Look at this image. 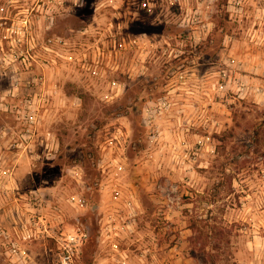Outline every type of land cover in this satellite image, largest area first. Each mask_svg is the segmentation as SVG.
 I'll list each match as a JSON object with an SVG mask.
<instances>
[{
	"label": "rangeland",
	"instance_id": "374dc122",
	"mask_svg": "<svg viewBox=\"0 0 264 264\" xmlns=\"http://www.w3.org/2000/svg\"><path fill=\"white\" fill-rule=\"evenodd\" d=\"M148 1L0 0V264L10 186L89 228L79 264H264V0ZM24 245L51 264L48 237Z\"/></svg>",
	"mask_w": 264,
	"mask_h": 264
},
{
	"label": "built area",
	"instance_id": "2783aa9c",
	"mask_svg": "<svg viewBox=\"0 0 264 264\" xmlns=\"http://www.w3.org/2000/svg\"><path fill=\"white\" fill-rule=\"evenodd\" d=\"M143 5L150 6V3L148 1V3L146 2ZM150 10V8L147 9L148 12H150ZM224 63L228 68L232 66L238 67V63L229 57ZM223 75L225 76L226 72L223 71ZM27 108L29 109V112L28 110L27 112L23 111L24 114H21L19 117L23 122L24 129H21L18 141L13 145L18 151L22 150L21 152L16 153V155L23 154L29 146H32L31 142L34 138L33 134L37 129L36 111L30 110L31 106H27ZM1 150L2 147L0 146V153ZM1 154L0 159L2 156ZM3 170L4 168H1L0 175L5 174V177L10 180L13 174L12 169L6 168L4 171ZM9 188L12 194L16 193L15 195H12L13 202L15 203L14 208L16 216L13 220V237L16 235V239L14 238V242L11 241L6 252L11 262L15 264H25L28 260H31L29 252L24 248V241L31 239L37 240L40 237H48L55 246V250L53 251L54 258L52 259L51 264H79L81 249L90 237L89 228L83 223L77 221L74 225H71L70 228L65 230L61 229V222L58 223L55 218L57 215L51 216L49 222L47 221L48 224L43 221L44 219L40 216L41 214H36L37 211L40 210L39 207L42 205V202L44 203L45 201L44 193L38 191V189H32L25 193H20L17 188L13 186H10ZM71 199L74 200V206L80 208L85 206L83 198L79 196L76 198V196H74ZM30 218L33 220L32 224L29 222ZM5 231L6 228L4 227V224L0 223V236L7 235L5 234Z\"/></svg>",
	"mask_w": 264,
	"mask_h": 264
},
{
	"label": "flooded vegetation",
	"instance_id": "af4514ba",
	"mask_svg": "<svg viewBox=\"0 0 264 264\" xmlns=\"http://www.w3.org/2000/svg\"><path fill=\"white\" fill-rule=\"evenodd\" d=\"M134 43H136V42H134ZM64 44H68V43L64 42ZM136 44H138V43H136ZM53 62H54V61H53ZM133 69H134V68H132V70H133ZM3 75L5 76L6 73L3 72ZM163 75H164V77H166V73H163ZM0 76H2V73L0 74ZM134 77H135V76L133 75L132 78H131V80L134 79ZM208 77H209V74H208ZM164 79H165V78H164ZM1 80H4V78L1 77V78H0V81H1ZM166 88H167V87L164 86L165 91H166ZM16 89H17V88H16ZM6 91H7V90H6L5 88H4L2 91H0V93H3L2 98L0 97V98H1V100H0V106L3 105V101H4V99H5V95H6L5 93H6ZM165 91H164V92H165ZM164 98H165V96H164ZM148 103H149V102H148ZM159 104H160V103H159ZM2 154H4V151H2ZM6 165H7V161H6V159L4 158V156L2 155V156H1V159H0V170H1V168H4V170H5V169H6ZM4 170H3V171H4ZM6 179H7V178L5 177V174H4V175H3V174L0 175V190H1V191H4V192H6V189H7V186H6V182H7V181H6ZM34 189H35V188H34ZM17 190H18V188H17ZM29 190H32V188H31V189H28L27 191H29ZM18 191H19V190H18ZM10 193H11V192H10ZM7 194H8V192H6V195H7ZM6 195H4V202L1 203V205H2V204H3V205L0 206V219H1V216H2V214L4 213V211H5V209H6V208H5L6 203H7L6 200H5V199H6ZM12 195H13V194L11 193L10 197H11ZM12 201H13V200H12ZM10 202H11V201H10ZM13 208H14V204H13ZM50 208H51V206H50ZM14 209H15V208H14ZM51 214H52V216H53V215H54V216L56 215V212H54V207L52 208V213H51ZM2 220H4V219H2ZM0 223L2 224L1 221H0Z\"/></svg>",
	"mask_w": 264,
	"mask_h": 264
},
{
	"label": "crops",
	"instance_id": "0c3cea01",
	"mask_svg": "<svg viewBox=\"0 0 264 264\" xmlns=\"http://www.w3.org/2000/svg\"><path fill=\"white\" fill-rule=\"evenodd\" d=\"M254 90H255V92H257L258 101L263 100L264 99V89H261V87L258 86ZM4 215H5V213H4ZM4 215L2 214V216H4Z\"/></svg>",
	"mask_w": 264,
	"mask_h": 264
}]
</instances>
